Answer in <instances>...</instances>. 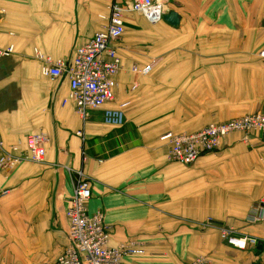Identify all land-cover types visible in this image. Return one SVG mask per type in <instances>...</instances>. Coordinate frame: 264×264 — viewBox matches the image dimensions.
<instances>
[{"label": "crops", "instance_id": "0c3cea01", "mask_svg": "<svg viewBox=\"0 0 264 264\" xmlns=\"http://www.w3.org/2000/svg\"><path fill=\"white\" fill-rule=\"evenodd\" d=\"M130 1L0 0V50L13 49L0 56V140L48 138L43 164L0 172L9 189L0 199V264H52L63 251L73 180L54 165L89 178L87 210L103 215L109 247H143L128 264H264V134L248 144L229 135L190 166L169 162L160 141L262 108L264 0H159L179 15L175 27L128 13L113 101L83 120L62 105L67 80L43 77L33 52L69 63L106 26L110 5ZM119 106L124 125L106 126L104 110ZM220 228L261 241L236 250Z\"/></svg>", "mask_w": 264, "mask_h": 264}, {"label": "built area", "instance_id": "2783aa9c", "mask_svg": "<svg viewBox=\"0 0 264 264\" xmlns=\"http://www.w3.org/2000/svg\"><path fill=\"white\" fill-rule=\"evenodd\" d=\"M128 13L142 16L150 25L162 22L166 14L165 4L159 0H132L122 5L112 3L106 18V26L83 45L77 47L69 63L54 60L34 50V58L40 63V73L50 81L66 79L69 87L68 97L62 105L72 104L74 112L85 119L87 113L99 110L113 101L115 77L121 70L116 55L115 44L124 33V19ZM12 47L0 50V56L12 54ZM264 62V50L258 52ZM133 72L146 74L150 67ZM123 112L119 109H107L103 121L107 126L120 127L123 124ZM240 133L243 139L252 134H264V106L256 113L209 125L194 133H167L160 141L167 145V160L183 166L193 165L204 153L219 149L221 141L230 134ZM77 135H81L78 132ZM48 138L42 134L27 135L23 142L6 147L0 140V172L14 169L23 163L43 164L45 146ZM56 170L67 171L73 180L72 195L65 212L67 220V243L52 264H128L125 258L140 257L144 254L141 245L129 242L117 247H109V229L101 213H89L87 203L91 198L90 180L82 171L54 165ZM9 189L0 187V199L8 195ZM264 208L260 201L257 209ZM253 223L263 222V218L254 216ZM220 238L229 247L245 251L255 247L261 240L249 236H237L229 228L219 229ZM191 264H210L199 257Z\"/></svg>", "mask_w": 264, "mask_h": 264}, {"label": "water", "instance_id": "95a60500", "mask_svg": "<svg viewBox=\"0 0 264 264\" xmlns=\"http://www.w3.org/2000/svg\"><path fill=\"white\" fill-rule=\"evenodd\" d=\"M162 20L166 23H168L171 26H177L180 20L179 15H177L173 11H168L166 14L163 15Z\"/></svg>", "mask_w": 264, "mask_h": 264}, {"label": "rangeland", "instance_id": "374dc122", "mask_svg": "<svg viewBox=\"0 0 264 264\" xmlns=\"http://www.w3.org/2000/svg\"><path fill=\"white\" fill-rule=\"evenodd\" d=\"M127 15V14H126ZM126 15H125V17H126ZM150 70H151V67H150ZM263 106H264V102H263V105H262V108H263ZM123 107L124 106H119L118 108H116V109H119V110H121L122 112H123ZM261 108V109H262ZM260 109V110H261ZM259 110V111H260ZM259 111H257V112H259ZM104 113V112H103ZM256 113V112H255ZM253 114V113H252ZM247 115H250V114H247ZM243 116H246V115H243ZM123 117H124V112H123ZM239 118V117H238ZM235 119V118H234ZM103 123H104V121H103ZM222 123V122H221ZM214 124H218V123H214ZM214 124H209V125H214ZM124 125V120H123V124L120 126V127H112V126H108V127H111V128H121L122 126ZM209 125H207V126H209ZM107 126V125H106ZM207 126H205V127H207ZM202 129V128H201ZM195 130V129H194ZM200 130V129H199ZM183 133H187V132H183ZM194 133V132H193ZM172 134V133H171ZM180 134V133H179ZM234 134H240V133H234ZM230 135H232V134H230ZM240 135H242V134H240ZM253 135V134H252ZM252 135H249L248 137H247V140H244L243 139V135H242V140H243V142L244 143H246V144H248L249 143V140H250V137L252 136ZM226 137H228V136H226ZM225 137V138H226ZM225 138H223V139H225ZM223 139H222V141H223ZM222 141H221V143H222ZM167 146V145H166ZM218 150V149H217ZM216 150V151H217ZM252 237V236H251Z\"/></svg>", "mask_w": 264, "mask_h": 264}]
</instances>
